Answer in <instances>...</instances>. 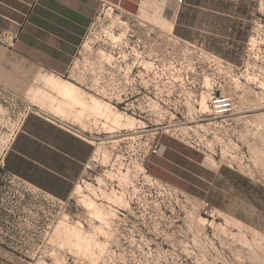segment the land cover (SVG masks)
<instances>
[{
  "label": "rangeland",
  "instance_id": "obj_1",
  "mask_svg": "<svg viewBox=\"0 0 264 264\" xmlns=\"http://www.w3.org/2000/svg\"><path fill=\"white\" fill-rule=\"evenodd\" d=\"M99 4L68 91L0 92V156L37 104L95 147L67 202L0 170V264H264V0Z\"/></svg>",
  "mask_w": 264,
  "mask_h": 264
},
{
  "label": "crops",
  "instance_id": "obj_2",
  "mask_svg": "<svg viewBox=\"0 0 264 264\" xmlns=\"http://www.w3.org/2000/svg\"><path fill=\"white\" fill-rule=\"evenodd\" d=\"M99 1L0 0V92L25 95L37 82L57 94L68 91L46 76L68 72ZM39 108L23 115L0 156V170L67 202L92 162L94 143L69 117L62 122Z\"/></svg>",
  "mask_w": 264,
  "mask_h": 264
},
{
  "label": "built area",
  "instance_id": "obj_3",
  "mask_svg": "<svg viewBox=\"0 0 264 264\" xmlns=\"http://www.w3.org/2000/svg\"><path fill=\"white\" fill-rule=\"evenodd\" d=\"M178 2L179 3H182V0H178ZM10 39H11V37H10ZM12 40H13V38H12ZM216 104L218 106V111H220L221 113L227 112L228 107L230 105L229 102H228V100H225V99L224 100H218ZM151 152L154 155H161L162 152H163V149H162V147H159V148L155 147V148L152 149ZM85 169H86V171L87 170H90V165L87 164L85 166Z\"/></svg>",
  "mask_w": 264,
  "mask_h": 264
},
{
  "label": "bare ground",
  "instance_id": "obj_4",
  "mask_svg": "<svg viewBox=\"0 0 264 264\" xmlns=\"http://www.w3.org/2000/svg\"><path fill=\"white\" fill-rule=\"evenodd\" d=\"M111 37H112V41L113 40H115V38H114V36L113 35H111ZM104 55V54H103ZM102 55V56H103ZM104 56H106V54L104 55ZM125 56V55H124ZM107 60H108V62H111L112 60H113V58L111 57V56H107ZM124 60V59H123ZM136 60V59H135ZM138 64V63H137ZM135 64H133V66H134ZM111 114V113H110ZM109 118V117H108ZM237 227V226H236Z\"/></svg>",
  "mask_w": 264,
  "mask_h": 264
}]
</instances>
